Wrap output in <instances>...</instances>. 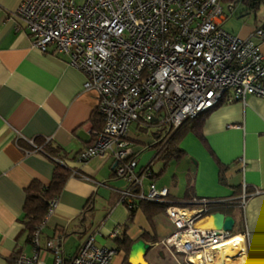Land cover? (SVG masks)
Returning <instances> with one entry per match:
<instances>
[{
	"label": "crops",
	"instance_id": "obj_1",
	"mask_svg": "<svg viewBox=\"0 0 264 264\" xmlns=\"http://www.w3.org/2000/svg\"><path fill=\"white\" fill-rule=\"evenodd\" d=\"M21 2L0 0V264H13L19 254L32 255L23 224L27 190L33 183L48 186L57 162L71 175L39 234L44 264L53 262L47 242L61 240L63 258L70 260L93 229L95 244L115 251L110 264H181L179 256L172 257L158 246L172 231L165 211L137 209L131 218L119 203L126 183L115 177L113 159L93 158L84 164L76 160L92 145L95 128L101 125L93 122L98 96L84 90V75L68 64L67 57L31 48L29 34L17 16ZM221 4L225 17L221 27L259 44L264 57V41L253 38L256 29H264V5L254 12L244 0H222ZM226 10L231 16L243 11L238 18L252 16L253 24L225 28ZM200 131L201 137L193 133L184 137L179 143L182 159L162 173L160 168L154 170L161 163L152 164L156 156L152 147L165 136L163 130L130 126L128 140L136 154V170L151 164L152 177L142 181L143 189L146 192L151 184L157 190L166 188L164 203L170 201V205L183 201L185 205L191 198L234 200L249 192L242 210L237 207L224 215L235 221L234 236L245 235L228 264H264V98L247 96L242 102L217 105ZM45 140L58 150L57 156L34 150ZM145 150L152 154L142 155ZM167 175L169 182L163 179ZM215 214L203 217L198 227H217ZM114 232L117 235L112 238ZM140 241L150 247L145 254L133 249Z\"/></svg>",
	"mask_w": 264,
	"mask_h": 264
},
{
	"label": "built area",
	"instance_id": "obj_2",
	"mask_svg": "<svg viewBox=\"0 0 264 264\" xmlns=\"http://www.w3.org/2000/svg\"><path fill=\"white\" fill-rule=\"evenodd\" d=\"M222 0H22L17 16L29 34L31 48L41 54L65 56L84 75L85 91L97 94V113L103 118L91 146L76 160L111 158L114 175L126 183L119 203L128 210L134 201L164 203L166 188L143 180L128 140L131 125L166 126L171 134L184 122L217 105L264 98V57L260 45L225 31ZM253 38L264 41V29ZM167 131V132H168ZM49 141V140H47ZM34 150L42 152L40 147ZM243 163V161H241ZM249 195L239 199L245 206ZM210 200L192 199L168 205L170 234L158 242L181 264H228L244 237L223 229H202L198 223L211 211ZM230 200H221L225 203ZM57 200L50 202L45 221ZM44 223V222H43ZM40 227L34 233L31 256L20 254L13 264H44L40 259ZM116 232L111 237H116ZM88 232L70 260L61 253V240L46 244L52 264H110L115 251L95 244Z\"/></svg>",
	"mask_w": 264,
	"mask_h": 264
},
{
	"label": "trees",
	"instance_id": "obj_3",
	"mask_svg": "<svg viewBox=\"0 0 264 264\" xmlns=\"http://www.w3.org/2000/svg\"><path fill=\"white\" fill-rule=\"evenodd\" d=\"M234 1L235 0H231V2ZM244 1L247 3L248 7L254 12L257 11L260 6L264 5V0H244ZM210 111L199 114L193 119L187 120L172 134L167 130L166 126L161 127L165 136L162 137L160 142H158L157 144H155V146L152 147L156 151V156H154L155 158L153 159L152 164L161 163L162 168L160 169L161 172L163 173L166 171V168H168L172 162L180 161L183 157L182 156L183 151L180 150L179 143L182 142V140L188 133H193L196 136L200 135L201 133L200 130L203 121L206 118V115ZM96 121L101 123L99 127L95 128V133H98L102 130L104 125L103 118L98 113H95L93 117V122L95 124L97 123ZM150 127L151 126L144 128H150ZM40 149L44 154L50 157L57 156L58 154V150L52 148L50 142L46 140L41 142ZM146 167L150 169L151 164ZM69 172L70 171L66 166H64L61 162H57L52 180L48 186H41L38 183H33L31 186H29L27 190V196L25 198L26 199L24 206L25 215H24L23 224L25 225V228L29 233L28 236L30 243L33 238L32 235H34L36 230L42 227L44 224L43 222H45V216L47 213L46 210L48 209L50 202L56 199V197H58L61 191L63 190L65 186L64 184H66L67 180L71 175ZM222 174L223 172L220 173V175ZM246 193L249 194V192L247 191ZM191 200L192 198L188 200L186 199L187 202H190ZM217 201L218 200L209 201L208 208L211 210L208 214L209 216L215 213H219L221 214V216L231 215L233 210H236V208L239 206L238 203L239 199H234V200L231 199L230 202L227 201L225 203L224 202L217 203ZM183 202L182 204H177V205H184ZM170 204H171L170 201H166L165 203H160V204L155 202L147 203V201H134L135 209L129 210L130 217L131 218L133 217L137 209H142L145 212L151 208L155 209L156 211H165L168 205Z\"/></svg>",
	"mask_w": 264,
	"mask_h": 264
},
{
	"label": "rangeland",
	"instance_id": "obj_4",
	"mask_svg": "<svg viewBox=\"0 0 264 264\" xmlns=\"http://www.w3.org/2000/svg\"><path fill=\"white\" fill-rule=\"evenodd\" d=\"M245 13H243V11H241V12H238V15H234V16H231L229 13H228V11L226 10V19H227V22H226V24H225V28H227V29H229V28H233L234 26H239V25H241L242 23H245V22H247V23H251V24H253V17L251 16V19L250 18H248V16H244V17H241V18H238V17H240V16H242V15H244ZM148 150H145V151H143V153H142V155H146V154H148ZM152 153H150V154H148L149 156L151 155ZM143 158H144V156H143ZM147 158H149L148 156H146L145 157V159H147ZM154 167L156 168V169H154V170H157L158 171V168H161L162 167V165L161 164H157V165H154ZM175 169H173V168H171V170H170V172L173 174ZM156 171V172H157ZM170 175V174H169ZM169 175H167L166 177L164 176L163 177V179H164V181H166V182H169L168 180H170L169 179ZM180 178L182 179V176H180ZM124 182V181H123ZM236 232V230H235V228H234V230H233V234Z\"/></svg>",
	"mask_w": 264,
	"mask_h": 264
},
{
	"label": "water",
	"instance_id": "obj_5",
	"mask_svg": "<svg viewBox=\"0 0 264 264\" xmlns=\"http://www.w3.org/2000/svg\"><path fill=\"white\" fill-rule=\"evenodd\" d=\"M215 217L218 223V226L215 227L216 229H223L225 232L233 231L235 221L232 217L224 215L221 216V214H215ZM133 249L139 250L145 254L150 249V247L140 241L133 246Z\"/></svg>",
	"mask_w": 264,
	"mask_h": 264
}]
</instances>
